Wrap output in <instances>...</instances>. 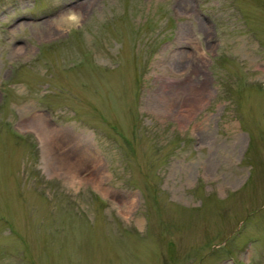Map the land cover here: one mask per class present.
<instances>
[{"label":"rangeland","instance_id":"1","mask_svg":"<svg viewBox=\"0 0 264 264\" xmlns=\"http://www.w3.org/2000/svg\"><path fill=\"white\" fill-rule=\"evenodd\" d=\"M80 1L0 0V264H264V0Z\"/></svg>","mask_w":264,"mask_h":264},{"label":"bare ground","instance_id":"2","mask_svg":"<svg viewBox=\"0 0 264 264\" xmlns=\"http://www.w3.org/2000/svg\"><path fill=\"white\" fill-rule=\"evenodd\" d=\"M88 1L87 0H83V1H80L79 3H78V5H79V7H81V6H84L86 3H87ZM77 7V6H76ZM74 10V9H73ZM76 16H75V14L74 13H72V14H70V16H69V18L71 19V18H75ZM67 19H69L68 17H66ZM40 135H41V137L43 138H45L46 139V137H45V135H44V133L40 130ZM55 139H53V141H54ZM76 149H80V148H78V147H76ZM79 151V154L77 155V162H82V160H83V158H81V157H83V153H81L82 151H84L83 149L82 150H78ZM61 158L62 157H60V163H65V161H67L66 159H63L62 161H61ZM89 158V157H88ZM59 162V161H58Z\"/></svg>","mask_w":264,"mask_h":264}]
</instances>
